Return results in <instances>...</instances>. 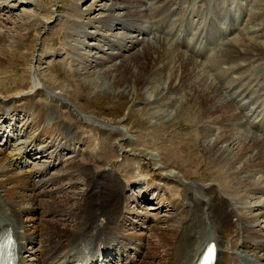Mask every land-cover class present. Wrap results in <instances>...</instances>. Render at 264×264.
<instances>
[{
    "label": "bare ground",
    "instance_id": "1",
    "mask_svg": "<svg viewBox=\"0 0 264 264\" xmlns=\"http://www.w3.org/2000/svg\"><path fill=\"white\" fill-rule=\"evenodd\" d=\"M210 1L93 0L85 10L80 9L82 16L89 17L83 25L78 23L74 34L97 43L75 38L79 41L73 43L78 57L72 60V67L81 92L131 101L129 114L142 113L144 108L134 109V106L148 102L151 106L145 112L155 125L164 123L169 127L181 114V106L191 108L196 113L195 119H191L201 123V149L205 157L217 164L220 182L205 183L200 179L183 182L185 173L177 169L163 171L165 164L159 162L157 152L144 149L142 157L146 162L140 172L126 173L128 178L148 174L145 186L161 188V184L180 181L183 186L180 183L177 191L171 189L177 194L166 192L164 199L160 198L162 206L164 203L171 206V212L158 219L165 225L153 229L152 239L139 236L142 259L134 262L124 254L123 248L133 235L124 231L122 222L135 212L127 205L128 183L118 177L115 160H100L97 148L90 146L84 154L85 161H73L70 169L58 178L45 179V169L41 167L23 170L21 165L33 151L32 146L46 137L60 138L59 143L52 141L56 149L59 145L65 148L79 143L78 134L73 131L62 133L64 122L56 115L58 106H69L65 101L68 99L54 92L48 79L45 83L38 77L35 83L46 85L55 96L54 104L49 107L53 116L48 115L49 110L42 103L21 91L0 99V114L4 115L7 109L21 110L33 118L26 120L24 126L36 125L39 131L33 134L30 130H20L19 134H25L26 138L22 142L23 151L15 147L14 153L6 152L9 139L4 147L0 146V232L7 227L16 238L18 264H71L79 259L89 260L86 251L94 250L99 242H105L102 254L115 259L108 260L109 264H194L209 240L217 245L215 264H264V95L259 93L264 94V64L258 62V69L253 68L255 63L251 67L260 81L254 80L253 74L243 77L248 74L243 71L242 76L236 73L233 76L234 55L247 52L253 58L264 56V20L259 18L261 22L248 27L245 31L249 33L236 34L237 24L227 22L226 17L218 21L222 11L217 0ZM196 4L199 11L193 15L187 8ZM245 5L242 3V8ZM97 11L98 15L90 16ZM227 12L238 22L239 11L228 8ZM207 15L208 22L198 20ZM209 24L221 28L229 47L222 48L217 38L208 42ZM2 26L0 21V71L11 53ZM256 26L259 27L252 33ZM219 56L221 59L228 56L233 64L221 67L225 62ZM235 61L236 72L248 64ZM46 89L38 94L43 95ZM75 114L80 118L79 123L91 120ZM129 114L112 122L104 119L96 122L102 127L127 132L124 122ZM75 124L68 122L70 129ZM59 157L57 154L48 166L56 165ZM37 176L41 180L37 181ZM74 178L83 180L84 191L71 195L63 184L59 185L57 191H64L59 198L41 202L46 205L43 209L49 218L43 219L44 224L39 228L31 223L41 207L37 200L47 193V189L38 191L39 184ZM131 182L130 186L134 184ZM145 193L147 190L141 199H147Z\"/></svg>",
    "mask_w": 264,
    "mask_h": 264
},
{
    "label": "rangeland",
    "instance_id": "2",
    "mask_svg": "<svg viewBox=\"0 0 264 264\" xmlns=\"http://www.w3.org/2000/svg\"><path fill=\"white\" fill-rule=\"evenodd\" d=\"M92 2L93 0H0V21L3 23L2 31L5 32L4 38L6 43L10 45L12 53L9 54V57L5 62V67L2 69L3 71H0V99H7L6 97L9 94L21 91L22 93H26V95L32 96L37 103H42V106L49 110L48 115L53 116V111L50 110L51 108L49 109V107L55 102L53 92H49L50 90L48 91L46 89V85L38 82L35 83L38 77L41 82H45L48 79V85L51 86V89H53L54 92L64 94L68 99L65 101L69 103V106H58L56 112L58 118L64 122V124L61 125V131L63 134L66 133L65 135L69 134L70 131L78 134L76 139L79 140V143H74L71 147L65 148L60 147L59 145L57 150H55L56 146H52L51 144L53 142L59 143L60 138L46 137L42 142L38 141V143L32 146L34 152L31 151L33 152L31 156L28 154L26 157L27 162L22 165L23 170H32L33 168L41 167L45 169L43 176L45 179H48L49 177L58 178L70 169V165L73 161H85L86 158L84 157V154L90 146L97 148L100 160H115L117 166L115 170L117 171L116 173L118 174V177L122 179H120L122 182H135L134 186H131L130 188L128 187L132 182L128 183L127 189H125V194L129 197L127 200L128 207L135 212L134 215L137 217L129 215L130 219L124 221V224H126V226L124 225L123 227L124 231L132 234L135 233V238L142 236L146 239H152L153 232L155 231L153 229L157 228V226L165 225L163 221H159L158 219H164V217L171 212V206H167V203H164V206H162L163 201L159 200L157 196L158 193L163 197L165 191L177 194L175 190L177 191V188L183 186V183H181V181L178 182V184L168 183L166 185L169 186L164 185L165 191L164 189L160 191L156 187L154 188L157 190H153L154 188H148L147 193H145L147 199H140V192L143 190L140 182H145L144 178H147L149 175L141 174L133 179V177L128 178L126 173H131L132 171L140 172L142 169L141 167H143V164L146 162L142 157V151L144 149L149 148L153 149L155 153L157 152V158L158 160L160 159L159 162L165 164L163 171H169L171 169H175L176 171L177 169L182 174L185 173L186 178H181L183 182L195 179H200L205 183L220 182L219 174L221 173L217 171V164L205 157L201 149V123L191 119V117L195 119L196 116V113L191 108L181 106V114H179L175 123L168 127V125H165L164 123H161L162 125H155L150 121L151 117L147 116L148 114L145 112L148 111L151 106L148 102H141L137 106H134V109L144 108L142 113L138 114L134 111L129 114L132 105L131 101L122 102L106 96L101 97L81 92L79 81L75 76L72 67V60L78 57L75 53L73 43H79L75 38H80V40H85L89 43L97 42L91 38L86 39V37L75 35L74 30L78 26V23L83 25L88 21L89 15L82 16L79 12L80 9L85 10ZM260 2L263 4H260ZM242 3L246 4L244 8L241 6ZM258 4L261 6L259 7ZM217 5L222 11L221 15L227 11L228 8H232L234 11L239 10V13H243L241 16L242 18H240L238 22L235 21L233 17V22L237 24L239 29H233V31H237H234L236 34L239 33L244 35L249 33L245 31L248 27L250 28L253 24L255 25L264 20V13H262L264 12V0H217ZM247 6L249 7V10ZM187 9H189L193 15L199 11L198 4L193 7L189 6ZM251 9L253 11H251ZM96 14L98 15V11L96 13L92 12L90 16ZM174 18L176 17L174 16ZM250 18L253 20L251 21ZM206 19L207 17L204 16L202 19L200 18L198 20L202 22ZM230 20L231 17H228V21ZM243 20L245 21L244 23ZM235 26L236 25H234V27ZM243 27L244 29H242ZM257 27L259 26L252 28L251 32L254 33L253 30ZM93 29L95 30V28H90L89 30L94 31ZM183 29L185 28L183 27ZM240 30H243L245 33H242ZM199 31L200 30L198 29L197 33ZM222 33L223 32L221 31H216V35H218V43L220 44V42H222L220 46H222V48L224 46L227 48L230 43ZM230 34H228V36ZM246 56L249 57L247 52H242L238 57L234 55V64L229 62L228 56L225 57V59H221L222 56H219L220 59L225 62L221 67H227L228 64L230 65L231 63V65L233 64V76H236V74L242 76L243 74L248 73L243 77L247 78L250 74H253L255 77L254 80L260 81V76L258 79L256 78V72H254V69L259 68L256 67L258 62L259 64H264V56L259 54L254 56L255 59L253 57H249V59ZM258 57L260 58L258 59ZM235 60H237V62L243 61L246 64L248 63L246 68L239 69V72L237 71L240 74L234 71L237 69L234 68L236 64ZM42 89L47 90L44 92L46 95L44 93L43 95L40 93L38 94V91ZM259 93L262 96L264 95L261 91ZM173 108L176 109V106H173ZM10 112L12 113L13 111L10 110ZM16 112H20L21 114L19 113L16 116ZM76 112L83 117L91 118V120H87L88 123L87 121L79 123L78 121L80 118L75 116ZM127 114H129V116L124 122L128 127L126 130L127 132L115 130L109 128V126H104V128L96 122V119H104L112 122L116 118L126 117ZM6 115L9 116V114ZM13 117L20 119L16 125L18 127L21 125L20 129L16 130L14 134H17L20 130L23 132L24 129H26V132L27 130H30L33 134L39 133L36 125L31 128L28 127L29 125L24 126L26 120L33 119L32 117L29 118V115L25 114V112H21V110L15 111ZM68 122L76 124L70 129ZM43 124L45 125V123ZM19 137L20 139L17 136V138H14L15 140H11V145L9 144L8 146H5L6 152L14 153L15 151L13 150L17 146L21 147L22 151L24 150L25 147H22V142L26 139L25 134L24 136L20 135ZM4 144L3 140L0 139V146L4 147ZM58 149L60 151L56 153ZM53 151L54 154L51 155ZM57 154H59L60 157L55 163L56 165L48 166ZM187 161H189V163ZM39 178L40 177H36V180ZM63 180L64 183H62ZM57 183L49 182L47 185L44 184L45 187H43V184H39L40 187L38 188V191L47 189V193H43V195L37 200L41 206V212L39 210L35 216H32L33 221L31 220V223H35V226L38 225V228L44 224L42 221L43 219L49 218V216L44 213L46 205H42L41 202L42 200L55 199L57 196L59 198L64 192L57 191L59 185L63 184L62 186L66 188L64 190H68L70 192L67 191L69 194L73 192V194L76 195L77 193H82L84 191V182L79 178H74L72 180L60 179ZM180 183L181 186L179 185ZM173 188H175V190H171ZM134 196L136 198H134ZM137 213H140L141 215L138 216ZM131 222H137L138 228L133 227L135 225H132ZM140 226L143 227L140 228ZM136 242H139V240ZM139 244L140 243H138V245ZM39 245L40 244H36V247H41V245ZM132 247H136V244H132ZM130 255L134 256L137 261L142 259V254L136 256L134 251H130Z\"/></svg>",
    "mask_w": 264,
    "mask_h": 264
},
{
    "label": "snow or ice",
    "instance_id": "3",
    "mask_svg": "<svg viewBox=\"0 0 264 264\" xmlns=\"http://www.w3.org/2000/svg\"><path fill=\"white\" fill-rule=\"evenodd\" d=\"M212 249H209V255H211Z\"/></svg>",
    "mask_w": 264,
    "mask_h": 264
}]
</instances>
